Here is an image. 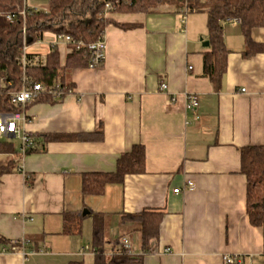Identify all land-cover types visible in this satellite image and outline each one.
I'll use <instances>...</instances> for the list:
<instances>
[{
    "label": "crops",
    "instance_id": "1",
    "mask_svg": "<svg viewBox=\"0 0 264 264\" xmlns=\"http://www.w3.org/2000/svg\"><path fill=\"white\" fill-rule=\"evenodd\" d=\"M109 18L129 28H106L103 65L71 70L72 94L27 109L26 131L42 151L12 157L17 168L0 179V236L26 243L23 252L0 246V264H94L95 254L82 250L93 249L97 215L108 257L126 239L143 264H226V256L264 264V233L247 216L241 173V149L264 144V53L245 58L240 25L227 21L230 53L217 91L203 73L206 14L188 15L185 25L168 6ZM252 39L264 43V30L254 29ZM54 46L64 66L70 49L51 33L27 49L31 62L44 64ZM187 94L198 97L197 110H187ZM138 145L145 173L108 185L102 196L83 195L84 174L114 172ZM187 181L195 187L186 189ZM143 210L162 214L148 249L141 223L123 220ZM67 213L81 216L80 232L64 233Z\"/></svg>",
    "mask_w": 264,
    "mask_h": 264
},
{
    "label": "trees",
    "instance_id": "2",
    "mask_svg": "<svg viewBox=\"0 0 264 264\" xmlns=\"http://www.w3.org/2000/svg\"><path fill=\"white\" fill-rule=\"evenodd\" d=\"M163 6L172 7L180 14L207 15L209 49L204 53L203 73L217 91L221 89L230 53L224 39V25L227 21H240L245 41V58L264 53V43L252 39L254 29L264 30V0H48L44 8H33L25 0H0V112L14 110L9 99L10 92L22 90L29 82L42 84L46 88L60 84L66 93L73 89V84L67 79L68 73L75 68L89 67V45L95 43L109 25L129 28L110 19L111 14L150 13ZM22 12H25V17ZM6 15H14L15 19L8 22ZM46 33L67 35L73 39L74 42L67 45L70 55L66 64L61 65L59 50L54 46L44 64L32 63L33 56L27 54V65L24 67V46L34 45ZM80 43L83 45L77 48ZM24 77L28 82L24 81ZM58 101L45 93L29 104L27 109L32 104H54ZM46 139L59 140L63 137L46 136ZM33 142L34 146L27 150L25 156L42 151L36 145V140L33 139ZM0 156L6 158L4 163H0L1 179L17 168L12 157L19 159L22 155L16 142L0 141ZM145 161V148L134 146L132 151L118 159L114 172L84 174L83 195L102 196L108 185L121 184L128 175L145 173ZM241 173L247 179V216L251 225L262 229L264 233V144L241 149ZM161 217L162 214L156 210H143L139 214H125L123 220L141 223L143 246L148 249L150 242L159 238ZM80 231L81 216L65 214L64 233L71 235ZM104 244L103 219L97 215L93 230L94 264H143V257L128 254L119 240L113 243L115 251L110 257L106 255ZM0 246L9 247L10 240L0 236ZM70 264L83 263L74 261Z\"/></svg>",
    "mask_w": 264,
    "mask_h": 264
},
{
    "label": "built area",
    "instance_id": "3",
    "mask_svg": "<svg viewBox=\"0 0 264 264\" xmlns=\"http://www.w3.org/2000/svg\"><path fill=\"white\" fill-rule=\"evenodd\" d=\"M27 0H25L26 3ZM27 4V3H26ZM108 7V6H107ZM37 8V7H33ZM22 15L25 17V12H22ZM108 16V12L105 13ZM187 14L185 12L181 13V23L183 25L186 24ZM6 21L12 22L15 19L14 15H6ZM232 23L240 24L238 19L231 20ZM25 32V30H24ZM57 40L60 42H64L65 44L73 43V39L67 35H58ZM25 45V42H24ZM83 44L80 43L77 48H80ZM27 46H24V55L22 58V64L24 67L27 65ZM90 51V63L89 67L91 69L100 68L105 61V53H106V41L105 35L103 34L95 43L89 45ZM24 81H27V78L24 77ZM2 82L0 81V96H1ZM169 87L167 84L161 85V90L166 91ZM245 92V90H242ZM74 92L73 89H70L67 93L61 88L60 84H56L52 87H44L39 83H31L29 82L28 86H25L22 90L12 91L9 94V99L14 107L13 111L8 112H0V141H14L16 142L19 152L22 155V159L25 157L27 150L34 146L33 138L26 131V124L30 121V118L27 115V106L37 100L42 94H48L53 96L56 100H63L66 96L72 94ZM172 101L173 98H172ZM186 107L187 110L195 111L199 107V99L195 94H187L186 95ZM195 187V184L192 181H187L185 184L186 189H192ZM175 193H179L180 189H176ZM26 240L16 241L11 240L9 247H3L2 252H23L24 245ZM122 245L124 250L130 255H136L130 242L126 239L122 240ZM92 251L94 250L87 246L82 252ZM226 264H234L236 262V258L226 256L225 257Z\"/></svg>",
    "mask_w": 264,
    "mask_h": 264
},
{
    "label": "rangeland",
    "instance_id": "4",
    "mask_svg": "<svg viewBox=\"0 0 264 264\" xmlns=\"http://www.w3.org/2000/svg\"><path fill=\"white\" fill-rule=\"evenodd\" d=\"M26 3H27V5H29L31 7H37V8H41L39 5H42V4H39V3H42L39 0L37 2H31V0H27Z\"/></svg>",
    "mask_w": 264,
    "mask_h": 264
},
{
    "label": "water",
    "instance_id": "5",
    "mask_svg": "<svg viewBox=\"0 0 264 264\" xmlns=\"http://www.w3.org/2000/svg\"><path fill=\"white\" fill-rule=\"evenodd\" d=\"M203 46H204V47H209V42H208V41L204 42V43H203ZM87 213H88V212L85 211V212L83 213V215H87Z\"/></svg>",
    "mask_w": 264,
    "mask_h": 264
}]
</instances>
